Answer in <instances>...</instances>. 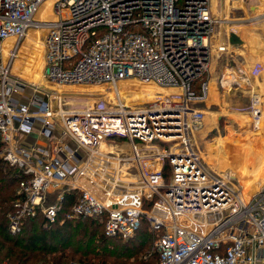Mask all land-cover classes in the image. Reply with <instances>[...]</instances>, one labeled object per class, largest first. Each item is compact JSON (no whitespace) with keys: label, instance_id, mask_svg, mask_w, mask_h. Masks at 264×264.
Returning a JSON list of instances; mask_svg holds the SVG:
<instances>
[{"label":"built area","instance_id":"built-area-1","mask_svg":"<svg viewBox=\"0 0 264 264\" xmlns=\"http://www.w3.org/2000/svg\"><path fill=\"white\" fill-rule=\"evenodd\" d=\"M44 1L0 0V46L27 34ZM53 8L44 77L57 85H106L115 97L66 106L68 91L29 83L28 92L29 81L13 71L19 44L0 61V157L25 174L10 229L38 212L48 223L63 212V219H97L107 236L129 237L145 219L157 231L159 264L264 261V185L245 197L235 175L212 170L191 137L198 119L192 104L208 97L213 57L228 50L220 26L232 20L213 0H54ZM131 78L173 92L133 106L118 89ZM256 94L250 111L259 117ZM122 138L132 144L117 142Z\"/></svg>","mask_w":264,"mask_h":264},{"label":"rangeland","instance_id":"rangeland-1","mask_svg":"<svg viewBox=\"0 0 264 264\" xmlns=\"http://www.w3.org/2000/svg\"><path fill=\"white\" fill-rule=\"evenodd\" d=\"M48 6L49 2L44 3L43 7L39 8L40 10L38 9L27 34L20 39V45L13 61V71L18 73L23 80L29 81L30 89L29 83H38L41 89L49 88L53 91L54 88H62L60 93L68 91L66 92L69 93L68 98L65 99L66 106H69L73 101L79 105L86 104V106H91L94 103L104 105L103 101L105 104H110L109 101H113V98L110 99L108 94H103L102 90V88H108L106 85H102L104 87L96 84L57 85L48 81L44 74L42 76L44 40L48 32L46 26L48 21L46 20H51L54 17L52 12L48 11ZM51 8L53 10V4ZM215 10L221 17L228 16L232 20L227 25L220 26L221 35L227 33L226 40L229 41L228 46L231 52L223 54L225 57L221 56L222 58L217 63V69L221 70L223 61H226L229 67L234 69L233 71L241 70L246 73L251 66L256 64L257 60H261L264 67V25L261 24L264 21V0H243V3L234 0H218ZM14 42V39H9L1 44L0 61H3V58H8ZM251 55L253 59H251ZM225 69L232 70L228 67ZM244 76L246 77H242L239 81L241 88L238 95L226 94V103L219 101L217 92H214L215 101L211 102L213 96L210 92L208 100L192 104L198 111L196 112L198 119L192 124L191 137L196 150L212 170L219 172H232L233 170L238 174V177L237 175L235 177L242 188L241 181L246 185L247 195L248 192L253 190L256 192L264 185V74L259 76L245 74ZM232 79L238 80L237 72ZM119 87L121 98L127 103L131 102L133 106H146L147 102L145 101L159 98V96L151 95L149 90L170 93L165 88L152 84L147 85L132 78L120 81ZM126 87L128 92L124 90ZM253 92L258 93L255 105L260 109L259 117L248 116V111L251 110L253 104ZM110 95L113 96L112 93ZM103 98L105 99L103 100ZM131 99L133 100L130 101ZM25 138L28 141L34 140L33 135ZM117 142L132 144L129 138H122ZM215 149H220L226 156L229 154L225 169L215 167L213 159ZM129 172L133 175L138 173V169L132 167ZM149 247L150 251H157L155 241ZM72 260L95 264L93 261H85L79 257Z\"/></svg>","mask_w":264,"mask_h":264},{"label":"trees","instance_id":"trees-1","mask_svg":"<svg viewBox=\"0 0 264 264\" xmlns=\"http://www.w3.org/2000/svg\"><path fill=\"white\" fill-rule=\"evenodd\" d=\"M200 77L194 84L200 90ZM149 90V89H148ZM155 96L171 93L149 90ZM24 172L0 157V259L11 264H69L79 257L95 264H159V253L150 251L157 231L143 220L132 236H107L103 223L93 218H60L48 223L41 212L21 219L20 229H10L9 214L14 211L19 181ZM167 177V175H166ZM73 195V194H72ZM65 210L71 208V195ZM62 217V218H61Z\"/></svg>","mask_w":264,"mask_h":264},{"label":"crops","instance_id":"crops-1","mask_svg":"<svg viewBox=\"0 0 264 264\" xmlns=\"http://www.w3.org/2000/svg\"><path fill=\"white\" fill-rule=\"evenodd\" d=\"M261 24L264 25V21ZM226 36L224 37V40L228 44L229 41L227 42ZM230 52H231V49L228 46V50L226 52L214 56L215 58L213 57L214 59L212 60L211 69H210V73H209V77H208L209 78V84H210L209 95H210V92H212V96H213L211 102L215 101V93L214 92H217V94H218L217 96L219 98V101H221L223 103L224 102L226 103V94L238 95V91L241 88L239 81L242 79V77H245L244 76L245 74H247V76H259V75L264 74V67L262 65V61L257 60L256 64L251 66L248 69V71H247L248 73L241 71V70L240 71L235 70V72H237L238 80H232L231 82H229L228 80H225L227 78L225 76L226 75L225 74V68L228 67L229 69H232V70H234V69L232 67H229V65L227 64L226 61L225 62L223 61V64H221V70L219 71L217 69V63L219 62L220 58L225 57V56H223V54L230 53ZM216 53L218 54V52H216ZM0 55H1V53H0ZM43 55H44V52H43ZM251 59H253L252 55H251ZM220 63H222L221 60H220ZM258 66L262 67V72L259 75H253V69L258 67ZM31 90L32 89L29 88L28 92H31ZM208 98H209V96H208ZM206 100H208V99H206ZM248 113H249L248 116H253L252 111L249 110ZM33 138H36V135H33ZM259 264H264V261H262Z\"/></svg>","mask_w":264,"mask_h":264},{"label":"bare ground","instance_id":"bare-ground-1","mask_svg":"<svg viewBox=\"0 0 264 264\" xmlns=\"http://www.w3.org/2000/svg\"><path fill=\"white\" fill-rule=\"evenodd\" d=\"M47 2H49V6H48V11L49 12H52V14L54 15V17H52V19H54L55 17H56V15H55V11H53L54 10V8H53V10H52V4L54 3V0H45L42 4H41V6H40V9H41V7H43V4L44 3H47ZM237 2L238 3H243V0H237ZM213 3H214V7H215V9H216V7L218 6V0H213ZM39 9V10H40ZM38 10V11H39ZM37 11V12H38ZM45 19L46 18H48V17H44ZM9 39H14L15 40V42H14V44L12 45V48L14 47V46H16V44H19L20 45V42L17 40V38L16 37H10V38H7L3 43H5L7 40H9ZM2 43V44H3ZM44 47H45V42H44ZM7 49H9V48H7ZM12 50V49H11ZM11 50L9 51V54H10V52H11ZM18 51V50H17ZM45 53V52H44ZM8 54V58L11 56V55H9ZM8 58H6V59H8ZM3 59H5V58H3ZM44 66H45V59H44ZM44 66H43V68H44ZM225 76L227 77L225 80H228L229 82H231L232 80H234V79H232L233 77H234V74H235V71H233V70H227V69H225ZM42 76H43V73H42ZM224 81V80H223ZM49 83V82H48ZM144 83V82H143ZM144 84H147V85H155V86H157V87H160V88H163V87H161V86H159V85H157V84H155V83H153V82H149V83H144ZM82 85H89V84H82ZM69 86V85H68ZM73 86H76L75 84L73 85ZM101 87H104V86H102V85H100ZM118 86H119V83H118ZM88 88V87H87ZM62 88H60L59 89V91L61 90ZM106 89H109V88H106ZM105 88H102V90H106ZM118 89H119V91L121 92V89H120V87H118ZM127 87L124 89V90H126L127 91ZM165 89H167L168 91H170V93H172L173 91H172V89H170V88H165ZM109 91V90H108ZM128 92V91H127ZM60 93V92H59ZM110 93H112L113 94V89H111L110 88V91H109V95H110ZM129 95H131V93H129ZM169 95H171V94H169ZM209 95V94H208ZM168 95H164V97H159V98H157V99H162V98H166ZM110 97L111 98H114L115 97V95L113 94V96H111L110 95ZM121 97H122V95H121ZM120 97V95H119V98L122 100V102H124V103H127V102H125L124 100H123V98H121ZM133 99H131L130 101H132ZM77 101H83V100H77ZM85 101V100H84ZM148 101V100H147ZM75 104H76V101H73ZM84 103V102H83ZM129 103H131V102H129ZM79 107H85L86 106V104H83V105H79V104H77ZM207 113V112H206ZM214 160H215V167L216 168H218V167H222V169H225L226 167H227V159H228V156H229V154L226 156V155H224L223 154V152H221L220 151V149H215V152H214ZM232 173L234 174V175H237V177H238V174L235 172V171H233L232 170ZM241 183L243 184V195L245 196V197H248V196H250V195H252L253 194V192L255 191V190H253V191H250V192H248V194L246 195V192H245V190H246V185L241 181Z\"/></svg>","mask_w":264,"mask_h":264}]
</instances>
